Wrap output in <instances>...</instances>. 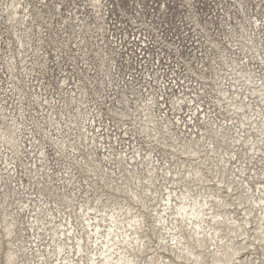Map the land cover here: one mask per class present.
Masks as SVG:
<instances>
[{
	"label": "rangeland",
	"instance_id": "374dc122",
	"mask_svg": "<svg viewBox=\"0 0 264 264\" xmlns=\"http://www.w3.org/2000/svg\"><path fill=\"white\" fill-rule=\"evenodd\" d=\"M6 1L7 0H0V12L2 11V7H5L4 3ZM24 1L26 5L30 4L28 9L32 17L27 22L30 26L27 28L26 32H23V37L29 42L27 48L32 45L38 47L40 50L38 55L35 56L33 55L34 52L32 49H29V56L27 58L30 59L29 62H22L20 58H18V67L14 69L13 73L19 72L20 74L16 77H13L11 74L12 69L7 63L8 59L6 58L7 55L11 54L13 51L14 54H18V50L20 49L18 47V40L13 34V24L6 18V13L0 16V47L2 48H0V93L4 91L2 95H7L5 91L6 88L10 89L14 84H17L24 91L22 109L19 110L18 106L20 105H18L15 95L10 93L6 100L10 102V108L13 109L14 114H16L17 118L22 123L20 125L23 128L22 135L13 124L9 116L10 112L6 110V115L3 114L4 111L1 106L8 102L5 103L2 101L0 96V131H5V129H7L9 135H13L14 131L16 135H19V140H21V138L23 140L20 153L14 151L15 147L12 146V144H14L12 139H10V144L0 146V264H7L8 256L11 253H13L12 264H59L60 262H62L61 264H65L66 261H64V258L61 259L63 256H58L57 260V255L54 254L59 252L56 243L61 240L67 242V250L70 251V255H72L74 250L72 246L76 245L77 242L76 238H74L76 236H83L86 250L83 252L82 257H71L74 261L73 264L77 262L79 264L83 262L91 264L89 259L94 253L100 252L99 248L102 247V245L100 244L98 246L95 241L96 237L91 235L93 226L90 227L87 225V216H84V210L89 206H95L99 209V211L97 209L92 212L93 217L97 215L100 219H106L105 221H101L103 230L108 229V225L111 223L109 220L110 213L115 212L118 214L119 219L123 220V223H121L123 226L127 225L128 218L142 211L147 225L143 223L144 225L142 224V226L144 228H140L139 231L141 230L140 234H142L143 239H145V245L137 246L136 243H133L135 247H132L126 245L127 243L121 244L123 246V251L129 252L128 254H131V257L134 258V261L129 264H196L194 256L187 253L188 249H185L184 246L182 247V244H176L170 233H167V231L169 232V227L174 228L177 223L182 229L178 226V228L173 229L174 232L177 229L178 231L176 230V232L179 233L178 237L180 236L182 238L186 236V239L182 241H188V244L191 243L192 246L189 245L190 251H195L194 253L197 252L198 254L203 252L201 254H203V256L205 255L206 260L213 261L217 256H220L219 254H221L225 242L230 236H233L235 246L236 244L239 246L244 241L252 245L238 252L231 264H264V242L260 244L258 241H255L254 238L255 233L261 230L259 224L264 226L263 215H261L262 211L259 210L258 206L256 207L255 203V199H257L258 196H264V186H262V184H264V159L253 158L249 160L246 155H242L245 146L237 149L239 153L237 157L240 160L234 158V160L227 161L226 159L230 157L226 154V150H229V146L222 145L224 144L222 141L216 140V144L218 146L221 144V147L216 148V153H212L210 151L211 147L209 146V142H207L205 143V147L200 149L201 152L199 155L201 158L198 157L199 160L196 158L197 155L190 152H188V154L180 153L179 156H174L170 153L168 147H163L162 145L156 146L153 142V144H155V149L160 150V155L162 157H167V160H161L163 165H170L172 169L181 171V175L179 176L181 184L177 189L178 192L183 189H185L183 191H186V188L183 186L184 183L190 187L191 191L188 194L191 195V201L192 199H197L198 201L204 202V200L211 199L210 201L214 204V209H208L209 206L205 207V219L208 222L203 221L201 223L203 227H207H204L206 232L211 233L215 231L214 227L221 226L218 231L219 233H213L211 235L207 233L197 234V226L191 224L190 221L183 220L177 212V207L167 215V223L161 220V215L164 214V212L160 211V213H162L160 215L158 211L151 209L153 206H157L156 208L160 209L161 204H164L162 200L163 197H168V189L170 186H173V184H168L167 181L164 180L162 170L150 172L149 169L152 166L148 164L146 160H144L143 163L138 162L136 167H131L126 163L127 160H119L118 158L113 159L112 156L99 160L102 156H98L96 154V149L91 148V146H88L85 142L78 144L80 155L77 156L69 154V151H67L68 149L65 148V151L51 141V138L44 132V128L50 129L48 121L50 116H45L49 108L47 107L44 110L47 104L45 99L48 98L52 100V97L57 99V103L52 111H56L59 116L60 111L65 109L63 105L64 87L62 82L64 78L67 77L69 80L68 82H72L71 86H74L77 91L80 88L86 91L85 99H88L90 104L94 107L99 105L102 109L101 120L103 123H101L102 125L100 128L106 127L102 132L106 134L110 133L113 140L111 144L114 145V149L121 150L125 145L126 147L122 149H129L130 143L136 142H139L146 150L150 148L147 142L139 137L140 135L136 132L133 134V131H135L131 130L133 127L130 126L131 128H129V131H124L128 125L126 124L123 126L121 122L114 120L109 110L111 104L113 105L117 98L122 97V92L126 93L127 97L131 100L130 104L133 105V98L136 92L139 93L141 90L134 89L127 92L129 90L123 91L124 89L118 86V82H121L127 67L124 66V62L121 58L116 59L113 57L108 48L102 44L101 34L97 30V28L100 29V21L96 16L95 9L98 7L99 0ZM123 1L126 2L127 0ZM162 1L166 2L168 6L165 7L167 12L162 22L165 24L164 26L167 27L168 33H171L168 37L173 38L175 41L190 43L188 39H185L183 36L184 29H181L180 25L181 20H179V18L182 10L180 0ZM188 2L192 5V7L189 8L190 10L185 9ZM182 6L184 7L183 11L185 13H192V11L196 9L199 17L203 20L207 19L210 10L207 5V0H184ZM66 15L69 17L67 22L64 21ZM76 17H83L82 19L86 21L85 23L91 24V28H88V25L82 28L78 26L77 24L79 22ZM181 32H183V34H181ZM65 39L67 40L65 41ZM229 42L220 43L219 48L223 50L224 47H228L229 50L235 52V50L230 48ZM187 48L190 50V54H193V48ZM246 51H248V49L241 54L239 50H237V55L239 54L238 56L243 57L248 53ZM36 57H38V63L33 65L31 59H35ZM201 58L205 59L204 64H207L208 67L211 60V70L214 69L213 67L219 69L223 66L222 63L216 64L214 59H217V56H212L211 53L207 51L201 55ZM243 60L247 61V59ZM23 63L26 64L25 67H23ZM113 63L116 64V68L114 69L111 66ZM255 64L256 66L260 65L264 67L259 60H257ZM31 66H33V74L31 76H26V67L31 69ZM197 66L198 64L196 63V67ZM261 67L259 69H261ZM194 72L195 70H193V73ZM205 73L210 74L208 68L205 70ZM194 74L193 75L197 77L196 73ZM19 79L21 80L19 81ZM12 80L13 82L11 83ZM187 81V86H184L179 96H177L181 97L187 93V99L193 96L195 101L206 105L209 98H206V96L203 97L201 94V98L198 100L199 98L194 92L196 89L191 87V85L193 86L195 84L196 78L193 79L188 76ZM32 83L37 86V89L28 87L32 85ZM119 85L121 86V83H119ZM3 86L4 89H2ZM34 93H38L37 99ZM102 94L105 95L106 99ZM157 98L159 97L157 96ZM173 99L174 97L165 100L169 105V107L166 108L167 104L163 105L159 98V103L161 104L160 109L165 113L170 112L173 114L174 111L170 109V104ZM107 100L108 102H105ZM76 104L77 103L73 101L68 105L66 111L76 114ZM185 104L186 103H183V107H185ZM115 105L120 107L118 104ZM194 107H196V105L193 106L192 104L190 107L191 109L188 110L187 108L184 113L181 111L178 115V111H175L177 119L184 115L183 117H186L188 120L195 111L193 110ZM21 112L23 113L22 116L20 115ZM195 116V120L197 121L199 115L195 114ZM76 117L79 118L78 115ZM200 121L201 125H203L202 119ZM119 125H121L122 128H118ZM33 130L39 142L46 146L45 156L38 152L39 147L30 145ZM49 131L54 134L57 133L53 129ZM204 131L207 136L212 135L210 128H205ZM136 138L138 141L134 140ZM146 138L148 139V137ZM116 140L122 142L123 146ZM185 143L184 141L181 142V145L184 146L182 150L190 145L188 141L186 144ZM109 144L110 140H108V145ZM164 149H167L168 152L165 153ZM224 157L226 159H224ZM209 158L210 160H208ZM9 163V167L6 168ZM245 166L246 171L242 173L240 168L243 169ZM107 167L112 169L108 170ZM217 168L221 170L218 171ZM113 170L116 171V174L111 173ZM197 170H200L203 174L206 172L208 174L206 173L207 175L205 174L202 178H198L197 176L190 178L188 171L195 173ZM67 172L75 175L73 183L71 184L57 178V176L67 175ZM217 173L218 177L216 175ZM220 173L227 176L226 179H232L233 187H228L227 183H220ZM200 179H202V181ZM150 180L153 183H151ZM165 186H169V188ZM147 188L151 190L148 192ZM134 192L137 193L138 196L134 195ZM218 193H221V195L219 194L221 197L223 196L221 198L223 203L221 202L216 206L220 198L219 196L217 202L215 201V197ZM142 200H144V202ZM175 200L180 202V199ZM45 201L48 202V204L45 208L43 207L41 212L39 209V211L35 210L38 204L42 205ZM141 202L143 205L147 202L149 209L143 207ZM224 202L228 204L224 205ZM130 205L135 207L133 210L134 213L132 214L127 212V207ZM150 205L152 207H150ZM251 206L254 209L251 213L252 216H246L245 207ZM46 207L52 209L51 213L58 215L55 221L49 222L51 216L48 214ZM215 214L220 215V217L217 218L219 220L217 223L216 219L212 217V215ZM37 215L40 221L36 220L35 217ZM246 217L250 218L251 221L250 225L248 224L246 226L247 230L249 228L248 233L245 236H240L239 233L235 235L234 232H238L236 226L239 223H244L242 220ZM211 219L213 220L211 221ZM230 220H233V222H230ZM61 223H63V225H60ZM65 224H67L68 227L72 225L75 227V234L70 235L73 237L72 240L67 239L62 233L55 234V231L64 229L63 227H66ZM205 224L208 225L206 226ZM166 226L168 228H166ZM126 228L129 229L128 225ZM232 228H235L236 231L232 230ZM8 230L11 232L9 233ZM197 235L200 238L205 235L204 238L206 242L204 246H198V241H196L198 239ZM89 236H91V238H89ZM54 240H56V243ZM220 240H223L224 243ZM182 250L184 254L186 252L190 258L187 257L188 255L181 257L180 253H183ZM42 254L44 255L42 256ZM64 254L66 253L64 252ZM210 264L217 263L214 261Z\"/></svg>",
	"mask_w": 264,
	"mask_h": 264
},
{
	"label": "bare ground",
	"instance_id": "6f19581e",
	"mask_svg": "<svg viewBox=\"0 0 264 264\" xmlns=\"http://www.w3.org/2000/svg\"><path fill=\"white\" fill-rule=\"evenodd\" d=\"M23 1L24 0H7L4 3L5 7H2V11L0 12V16L5 15L6 13V18L13 24L12 26L13 34L16 36L18 40L17 41L18 47L20 48L18 50V54H14L13 53L14 51H13L11 54L7 55V58H6L8 59L7 63L10 65V68L12 69L11 74L13 75V77H16L17 75L19 76L20 74L19 72L13 73L14 69L18 67L17 65L18 58H20V61L22 62L24 61L29 62L30 59H27L29 56L28 54L29 49H32V51L34 52L33 55L35 56L38 55L39 50H40L38 47H34L32 45H30L29 48H27V45L29 44V42H27L23 37L24 35L23 32H26L27 28H29L30 26L28 25L27 22L32 17L28 9L30 4L26 5L25 1L24 2ZM68 18L69 17L66 15L64 17V21L67 22ZM82 18H77L79 22L77 25L80 26L81 28L83 26L87 27L88 25V28H91L90 27L91 24L85 23L86 21H84V19ZM249 20L250 19L247 14L244 20H240L241 28L243 27V31H244L241 34L240 42L233 41L230 38L226 39V42L230 41L229 42L230 48L232 50H235V52H232L231 50H229L228 47H224L223 50H221L219 48V44L223 42L215 40L216 47L219 53V58L217 57V59H214V62L216 64H219L220 63L218 62V59H219L220 61H222V64H223V66H221L219 69H217L216 67H213L214 69L211 70V67H212L211 60H210V64L208 67L207 64H204L205 59L201 58V55H198L196 58L192 59L196 61L198 66L194 72L196 73V76H197L196 82L193 86L191 85V87L196 89L194 92L199 98L198 100H200L201 94L203 95V97L206 96V98L207 97L209 98V100L207 101L208 103L206 105H203L202 103L195 101L193 96H191L190 99H187L186 98L187 93H185L184 96H181V97L175 96L174 99L172 100L170 104L171 106L170 109L174 111L173 114L170 112L165 113L163 110L160 109L161 104L159 103V98H157L156 95L152 94V96H149L148 98V97H145L141 93V91H139V93L136 92V95L133 98V105L130 104L131 100L127 97L126 93H123V92H122V97L117 98L116 102L113 105L111 104V108H109V110L112 113L111 115L113 116V119L117 120L118 122H121L123 126H125L126 124L128 125L124 129V131H129V128L133 127L131 128V130H135L133 131V134H135L136 132L138 135H140L139 137L143 138L144 139L143 141L147 142L148 146H150L149 149L146 150L144 147L141 146L139 142L130 143L129 149H122L123 147L125 148L126 145L123 146V143L119 142L118 140L116 141L120 145L122 144L123 147L121 148V150L114 149V145L111 144L113 140L111 138L110 133L106 134L105 132L104 133L102 132L104 131V129H106V127L100 128V126L102 125L101 123H103V121L101 120L102 119L101 118L102 109L100 108L99 105L94 107L92 104H90L88 99H85L86 91L81 88L77 91L74 86H71L72 82H68L69 80L67 77L64 78L62 82L63 87H64L63 88V93H64L63 105L65 109H62L60 111L59 116H58V113H56V111H52V109L57 103V99L55 97H52L53 98L52 100L48 98L45 99L48 105L46 104V107H44V110L47 107H49L47 111V115H45L46 117L50 116V119L48 120L49 126H50L49 130L53 129L58 134L52 133L47 128H44V132L51 138V141L55 145H58L59 147L63 148L65 151L66 149H68L67 151H69L68 153L71 155H77V156L80 155L79 153L80 149L78 147V144L79 143L82 144L83 142H85L88 146H91V148L96 149V154L98 156L100 157L102 156L99 160H103V159H106L112 156L113 159L118 158L119 160H127L126 163H128L129 166L131 167L132 166L136 167L138 165L137 164L138 162L143 163L144 160H146L147 163L152 166L149 169L150 172H154L155 170L156 171L162 170L164 180H166L168 184L170 183V184H173V186H175V187L170 186V188L169 186L167 187L165 186L166 188H169L167 192L168 197L167 198L163 197L162 200L164 201V204H161L160 209H157L156 208L157 206L156 207L153 206V208H151L153 210L158 211L160 215L162 214L160 213V211L164 212V214L161 215V220L167 223V215H169L170 211L174 210V208L177 207V210H178L177 212L183 220L190 221L191 224H194L197 226L198 228V231H196L197 234L207 233V234L212 235L213 233H219L218 231L221 226H218L217 224L215 225H217L218 227H214L215 231L213 233L206 232L205 228L207 227L204 226L205 227L204 228L201 225L203 221H207L205 219V216H206L205 207L209 206L208 209H214V204L211 203L210 201L211 199L204 200V202L198 201L197 199H192L191 201L190 200L191 195L188 194L191 191L190 187H188L187 184H184V183H183V186L186 188V191H183L185 190L183 189L178 192L177 189L179 185L181 184L180 182L181 180L179 178V176L181 175V171L177 169H172L170 165H166V164L163 165L161 160H167V157H164V156L162 157L160 155V150L155 149L154 145L156 144V146L162 145L163 147H168L169 148L168 150L174 156H177V155L179 156L180 153L188 154V152H190L192 154L197 155L196 158H198L200 157L199 155V153L201 152L200 149L205 147L206 145L205 143L207 142H209V146L211 147L210 151L212 153H216V148L221 147V144L219 146L216 144V140H220L224 143L222 145H227V147L229 146V150H226V154L229 155L230 157L228 159L224 157V159H226L227 161L232 160V159L234 160V158L236 160H240L237 157V155L239 154L237 149L243 146H245V150L242 153V155L243 154L246 155V157L249 160H252L253 158H260L261 160L264 159V67H261L260 65L256 66L255 64L256 61L259 60L261 65H264V56H262L261 49L260 48L258 49L259 40L257 41L256 35L253 36L251 33L253 32L254 34H256L258 32L257 27H260L261 23L259 22V19L256 18L255 19L256 24H255V27H253V22ZM66 40L67 39H65V41ZM256 41H257V45L255 44ZM247 49L248 51L246 52L248 53L245 54L243 57L238 56L239 54L237 55V50H239V52L242 54ZM38 57H36L35 59H31V62L33 65L38 63ZM243 59H247V61ZM191 61L189 62V65ZM23 65L22 66L25 67L26 64L23 63ZM31 67H32L31 69L26 67V70H27L26 76H31L33 74V66ZM260 67L261 69H259ZM207 68L210 74L205 73V70ZM20 80L21 79H19V81ZM12 82L13 80L11 81V83ZM28 87L32 89L33 88L37 89V86H35L33 83L32 85H29ZM2 89H4V86L2 87ZM5 91L7 92V93L5 92L7 94L5 96L2 95L4 91L0 93L2 101H4L5 103L8 102L6 100L11 93L12 95H15L17 103L18 105H20L18 106L19 110L22 109L23 108L22 106L23 93H24L23 89L20 88L17 84H14L10 89L6 88ZM34 94H35V98L37 99L38 93H34ZM102 95L105 97L104 94ZM73 101L77 103L76 104L77 105L76 114H72L71 112L66 111V108L68 107V105L71 104ZM161 101L163 105L167 104V101L165 100H161ZM105 102H108V100ZM183 103H186L185 107H183ZM9 104L10 102H8L7 104H3L1 106L2 110L4 111L3 114L6 115V112H5L6 110L10 112L9 116L11 117L13 124L16 126V129H18L20 134L22 135L23 128L20 126L22 123L17 118L16 114H14L13 109L10 108ZM115 104H118L120 107H117ZM192 104L193 106L196 105V107H194L193 109L195 111L194 113H192V116H190V118L187 120V118L186 117L184 118L183 117L184 115L182 114L183 116H180V118L177 119V115L180 114L181 111H183L184 113L187 110V108L188 110L191 109L190 107ZM187 106H190V107H187ZM168 107L169 105L167 104L166 108ZM175 111H178L177 115ZM195 114L199 115V118L197 121L195 120L196 118ZM20 115L22 116L23 113L21 112ZM77 115L79 118L76 117ZM201 119H202L203 125H201V121H200ZM118 128H122V126L119 125ZM205 128H210L212 135L207 136V134L204 131ZM32 134L33 135L30 141V145L39 147L38 152L41 153L43 156H45L46 146H44L43 143L39 142V139L34 134V130L32 131ZM146 137H148V139ZM10 139L14 141V144H12V146L15 147L14 151L16 153H20L21 152L20 147L23 145L22 138L21 140H19V135H16L14 131H13V135H9L7 132V129H5V131H0V146L1 145L4 146L5 144H10ZM108 140H110L109 145H108ZM134 140L138 141L137 138ZM182 141L186 143L188 141L190 143V145L186 147V149H183V150L182 148H184V146L181 145ZM153 142L155 144H153ZM168 150L164 149V152L167 153ZM190 157H193V156H190ZM208 160H210V158ZM130 163L133 165H131ZM9 165L10 163L8 164L6 168H8ZM107 168L108 170L112 169L110 167H107ZM219 168H217L218 171L221 170ZM245 168L246 166L243 169L240 168V171H242V173L245 172L246 171ZM191 171H188L190 178H192L193 176L202 178V176H204L207 173L206 172L203 174L201 173L200 170H197L195 173H191ZM67 173H68L67 175L57 176V178L59 180H63L71 184L73 183V178L75 177V175L69 172ZM111 173L116 174V171L113 170ZM216 175L218 177V173ZM226 177L227 176H224L221 174L220 179L218 178L220 183H227L228 187H233L232 186L233 181H231L232 179L229 180L228 178L226 179ZM200 180L202 181V179ZM150 182L153 183L151 180ZM262 186H264V184H262ZM147 190L149 192L151 189L147 188ZM173 194L175 198L173 197ZM219 194L221 195V193H218L216 197L214 196L216 198L215 199L216 202L220 196ZM134 195L138 196V194L135 192H134ZM222 197L220 196L217 202L218 204L216 206H218L219 203L222 202V199H221ZM175 199L177 200L180 199V202L176 201ZM142 201L144 202V200ZM240 202L242 203L241 200ZM255 203H256V207L258 206L259 210L262 211L261 215H263V219H264V196H258V198L255 199ZM47 204L48 202L46 201L43 202L42 205L38 204L35 210L39 209L41 212V210H43V207L45 208ZM147 204L148 203L146 202L144 203V205L143 204L142 205L143 207H146L149 209V205ZM225 204H228V203L224 202V205ZM150 207L152 206L150 205ZM46 208H47L48 214L51 216V219L49 220V222L55 221L58 215H56L55 213H51V210H52L51 208L49 207H46ZM97 209L98 208L95 206H89L88 208L84 210L85 211L84 216H87L86 218L87 225L90 227L93 226L91 235L96 237L95 241L98 246L100 244L102 245V247L99 248L100 252L94 253L92 257L89 259L91 264H129L130 262H133L134 258L131 257V254L130 255L128 254L129 252H126L125 250L123 251L122 249L123 246L121 244L127 243L126 245H130L132 247H135L133 243H136L137 246L145 245V242H144L145 239H143L142 234H140L141 230L139 231V229L143 227L142 224L145 223V220H146V219L144 220V215L142 211H140L139 214H135L133 217L131 216L130 218H128L127 225L129 229L126 228L127 225H123V226L121 225V223H123V220L119 219L118 214H116L115 212L110 213L109 220L111 221V223L108 225L109 226L108 229L103 230L101 221H105L106 219L104 218L100 219L97 215H95L94 217L92 216V212ZM134 209L135 207L130 205L127 207V212L132 214L134 213L133 211ZM245 209H246L245 215L252 216L251 213L254 210L253 207L252 206L247 207V208L245 207ZM212 217L213 219H216V223L219 222V220L217 219L218 217H220L219 214L212 215ZM35 218L37 221H40L38 215ZM213 219H211V221ZM231 221L233 222V220H230V222ZM242 222L244 223L238 222L239 224L237 223L238 224L237 226L235 224V226L238 228L237 230L238 232H234L235 235L239 233L240 236H243V235L245 236L248 233L249 228L247 230L246 226L248 224L250 225L251 223L250 218L246 217L244 218V220H242ZM60 225H63V223H61ZM65 225L66 227H63L64 229H61L60 231H55V234L62 233V235H65L67 239L72 240L73 237H71L70 235L75 234V227L73 225L70 227H68L67 224ZM167 226L166 228H168ZM178 226L179 225L177 223V225L174 228L169 227V232L167 231V233H170L173 241L176 244H180V245L182 244L181 245L182 247L184 246L185 249H188L187 253L189 255L194 256V261L196 264H210V263H213L214 261L217 264H223V263L231 264L233 261V258L237 256L236 254L238 252H241L242 250L247 249L249 245H252V244H249V242L247 243V241L243 240L244 241L243 243H241L239 246L238 244H236L235 246L233 236H230L229 239H227V241L225 242V245L223 246V248L221 247L222 250H221V254H219L220 256H217V257L215 256L216 257L215 260L212 259L213 261H209L205 259V255L203 256V254H201L203 252L199 254L196 252L197 253L196 254L194 253L195 251L193 252L190 251L189 245H191V243L188 244L189 243L188 241L186 242L182 241L183 239H186V236L182 238L180 236L178 237L179 233L176 232L177 229L175 230V232L173 230L175 228H178ZM259 226L261 230L259 232L255 231L256 232L255 236L254 234L253 236L255 238V241H258L260 244H262V242H264V226L260 224ZM179 227L181 228V226ZM232 230L236 231L235 228H232ZM8 232L10 233L11 231L8 230ZM204 236L205 235H203V237L200 238L197 235L198 239L196 238L197 239L196 241H198L197 243H198V246L200 247L204 246V243L206 242ZM74 238H76L77 242H76V245L72 246V248H74L72 255H70V251L67 250L68 249L67 242L61 240L60 242L56 243V240H54V242L56 243V246L59 249V252L54 253L55 255H57V260H58V256L59 257L63 256L61 259L64 258V261H66L65 264H73L74 261L71 259V257L78 256L79 258L83 256V252L86 250L83 236H76ZM89 238H91V236H89ZM193 249L195 250L194 247ZM64 252L67 255L64 254ZM187 253L186 252L185 254L184 252L180 253V256L181 257L187 256L188 255ZM12 254L13 253H11L8 256L7 264L13 263ZM43 255L44 254H42V256ZM189 255L187 256L188 258H190ZM61 263L62 262H60L59 264ZM76 264H79V263L77 262ZM81 264H86V263L83 262Z\"/></svg>",
	"mask_w": 264,
	"mask_h": 264
},
{
	"label": "built area",
	"instance_id": "2783aa9c",
	"mask_svg": "<svg viewBox=\"0 0 264 264\" xmlns=\"http://www.w3.org/2000/svg\"><path fill=\"white\" fill-rule=\"evenodd\" d=\"M180 3L179 20L184 29L181 34L190 43L168 37L171 33L162 23L168 6L162 0H99L95 9L102 44L127 67L118 82L123 91L140 89L144 96L154 94L161 100L179 96L187 86L188 76L196 78L193 75V70L197 69L196 61L192 59L206 51L219 58L215 39L223 43L227 38L240 42L244 32L240 20H244L246 14L253 27L255 18L261 23L257 27L258 33H251L259 40L257 47L264 56V0H207L210 10L206 20L199 17L196 9L185 13L184 0ZM190 7L188 2L185 9ZM187 47L193 48V54ZM111 66L116 68L115 63Z\"/></svg>",
	"mask_w": 264,
	"mask_h": 264
}]
</instances>
